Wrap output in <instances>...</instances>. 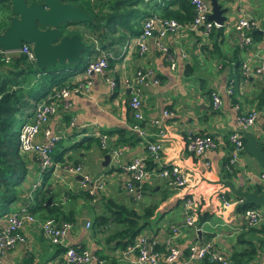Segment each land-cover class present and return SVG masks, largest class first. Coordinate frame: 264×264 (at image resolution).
I'll use <instances>...</instances> for the list:
<instances>
[{
    "label": "crops",
    "instance_id": "1",
    "mask_svg": "<svg viewBox=\"0 0 264 264\" xmlns=\"http://www.w3.org/2000/svg\"><path fill=\"white\" fill-rule=\"evenodd\" d=\"M217 1L227 8L223 13L225 19L222 29L211 36H202L187 29L176 35L167 34L162 38L167 54L157 51L153 40L148 39L147 51L139 55L133 42L135 36H130L132 34L125 29L99 40L96 30L90 28L93 33L89 34L86 30L89 27L75 25L80 38L82 31L84 40H81L84 44L93 45L91 53L83 55L85 61L109 54L108 67L102 74H86L81 68H76L74 72L66 70L68 72L63 85L88 82L89 87L85 93L69 92L65 99L56 102L44 132L36 136L39 142L49 136L58 137L52 151L59 154L60 159L52 161L50 172L44 180H40V183L44 181L41 189H48L51 196L44 203L39 202L38 194H35L37 201L34 196L29 198L28 195L33 194L30 186L38 176V159L33 154H24L28 158L26 166L29 176L24 184L18 186V198L9 208L11 212L20 205H29V211L37 221L54 218L48 215L56 213L58 217L70 218V221L54 218L68 222L70 228L62 242L54 245L41 235L36 224H25L22 228L24 241L6 250L0 264H67L63 253L68 247L95 255L101 264H138L133 256L120 259L117 252L122 248L110 250L118 240L113 234L126 225L125 219H122L124 212H115L114 219L108 220L105 225L92 226L94 217L107 216L111 210L117 211L116 207L120 206L140 217L138 226L142 228L137 235L144 233L155 240L158 252L163 254L167 242L176 247L180 252L178 264H184L183 258L191 243H210L214 251L230 262V257L235 254L243 264H264V207L260 211V222L251 229L246 228L244 211L237 209L239 203L230 206L221 203V195L230 201L237 199L226 193L227 190L219 182L229 179L246 190L254 189L256 184L261 186V181L255 183L250 180L251 176L257 177L261 170L256 175L247 169V165L260 167L244 151L239 153L230 178H225L223 165L232 148L227 135L235 128L237 112L262 107L259 105L264 95V76L250 75L243 80L241 64L246 63L252 68L264 62V45L261 40L264 33V0ZM206 2L209 4L208 0ZM143 5L140 3L138 6ZM241 16L256 21L257 27L254 30L259 35L258 39H252L243 48L237 46L235 29V23ZM140 68L151 72L146 85L139 92L142 126L146 129V134L141 137L128 129L132 123L127 106L130 91L120 83L132 77ZM111 79L116 83L113 92L109 89ZM227 89H231L230 94L226 92ZM211 91H217L221 99L220 106L215 110L210 107ZM163 111L171 115L163 117ZM154 118L162 120L164 134L159 138L149 123ZM30 120L31 116L22 118L23 122ZM262 122L257 119L249 132L261 134ZM189 133L213 137L220 144L205 156L194 157L185 151V136ZM99 134L109 137L104 149L97 140ZM146 140L160 142L161 166L174 164L185 173L187 183L182 190L166 187L156 174L157 168L151 166L134 193L124 190L122 183L125 177L121 167L143 153ZM114 149L119 151L116 160L111 158ZM105 154L109 155V161L103 164ZM67 162L79 163L85 173L91 177H100L103 188L89 195L78 175L64 171L63 166ZM182 196L194 197L196 200L193 208L195 227L182 223ZM152 206L151 214L142 217L144 210ZM3 226L5 217L0 220V228ZM172 226L176 228L175 233L171 232ZM249 243L254 246L255 253L246 258L244 252ZM86 264L99 263L90 261ZM189 264L208 262L201 260Z\"/></svg>",
    "mask_w": 264,
    "mask_h": 264
},
{
    "label": "built area",
    "instance_id": "2",
    "mask_svg": "<svg viewBox=\"0 0 264 264\" xmlns=\"http://www.w3.org/2000/svg\"><path fill=\"white\" fill-rule=\"evenodd\" d=\"M188 2L192 8V19L185 24L180 23L173 18L160 16L156 13H152L144 18L141 23L140 32L133 39L139 55H142L147 51L146 43L148 39L153 40L154 47L157 51L167 54V47L162 42V38L167 34L176 35L181 30L187 29L188 31L197 32L199 35L207 36L213 27H218V24L208 19L210 6L206 0H188ZM256 27L257 23L253 18L241 16L237 19L235 29L238 31L240 37L239 47L243 48L251 43L252 39L248 32L252 29H256ZM261 40L264 45V33H262ZM16 54L25 55L27 61L33 63V53L28 44H22L20 50L17 52H5L0 49V59L4 62H9V60ZM108 55L109 54H105L98 59L88 61L83 72L86 74L104 73L108 67ZM150 73L151 72L148 69L140 68L134 72L132 77L120 81V83L125 87H128L130 91L127 106L133 122L128 126V129L140 137L146 134V129L142 126L143 116L141 113L139 92L140 88L146 85V80ZM250 75L264 76V62L262 61L259 64H255L252 68L246 63H242V79L245 80ZM88 87V82H80L76 85L64 84L60 87H53L44 99L35 104L31 120L23 122L20 126L17 138L19 151L23 154H33L38 159V176L36 181L30 186L31 192H33L39 185L42 175L51 169L53 164L51 150L58 140L57 136H49L45 138V141L39 142L36 139V136L39 133L44 132L48 118L54 112L56 102L65 99L69 92L85 93L88 90ZM115 87L116 83L111 79L109 81V89L111 92H113ZM226 92L230 94L231 89H227ZM220 104L221 99L218 92L211 91V109H217ZM170 115V112L163 111L161 116L165 117ZM259 117L260 111L258 109L237 112L235 128H233L227 135V139L232 148L223 165L225 173L232 172L233 167L238 160L239 153L243 151L245 141L243 133L249 131ZM149 123L151 127L155 128V135L158 138L163 136L164 128L160 118L150 119ZM259 135L261 136L259 143L261 144L264 153V132L261 134L259 133ZM185 138V151L194 157H203L208 151L215 149L220 144L215 138L200 133H189ZM108 139L109 137L106 134H99L97 136V140L102 149L105 148ZM143 147V153L140 156L132 158L129 163L121 167V172L125 177L122 183L124 190L128 193H134L135 189L147 175V161L152 164L151 168H157L156 174L164 181L166 187L178 191L182 190L187 183V177L185 173L174 164L161 166L159 163L161 151L160 142L146 140ZM118 155L119 151L113 150L111 152L112 160H116ZM204 164L206 166L208 165L206 161ZM63 168L66 172L78 175L80 183L87 188L86 191L89 195L92 196L97 190L103 188V183L100 177H91L84 172L83 167L79 163L70 164L67 162L64 164ZM250 180L255 183L261 181L260 184L262 185L264 184V173H260L257 177L251 176ZM28 196L31 199L32 195ZM220 200L224 206H230L232 203H241V200L230 201L225 198V195H221ZM181 201L183 214L182 223L186 226L195 227L196 216L194 215L193 208L196 204V200L194 197L182 196ZM243 218L245 227L251 228L255 227L260 222L262 215L258 209L247 208L243 212ZM25 224H36L41 235L50 244L54 245L62 242L65 233L70 228L68 222L57 221L54 218H45L37 221L29 211V205H20L17 210L6 214L5 226L0 228V259L6 250L11 249L16 243L24 241L22 228ZM87 225L88 223L86 222V226ZM171 232L175 233L176 228L172 226ZM167 244L168 246L165 248L163 254H161L155 248L157 245L156 241L148 238L144 233H141L137 235L131 243L118 251L117 255L122 260L133 256L138 264H178L177 261L180 255L179 250L176 247L169 245L168 242ZM63 259L67 264H86L90 261L99 264L102 263L95 255L74 247H68L65 249ZM201 260H205L210 264H231L228 259L214 251L210 243H191L187 247L183 263L189 264Z\"/></svg>",
    "mask_w": 264,
    "mask_h": 264
},
{
    "label": "trees",
    "instance_id": "3",
    "mask_svg": "<svg viewBox=\"0 0 264 264\" xmlns=\"http://www.w3.org/2000/svg\"><path fill=\"white\" fill-rule=\"evenodd\" d=\"M74 5H80V0H64ZM146 1V2H144ZM85 10L92 18L91 23H83L84 26L96 30L99 40H104L107 35L112 36L117 30H128L130 36H136L140 32L139 23H142L145 17L152 13H156L166 18H173L180 23H187L192 19V8L188 0H87ZM140 3H144L142 7H138ZM0 4L7 6L6 0H0ZM222 29L221 26L213 27L208 36ZM251 39H258V33L252 29L249 32ZM239 47V33L237 31ZM96 37V36H95ZM97 38V37H96ZM93 49V45H85L81 51L79 62L76 64H55L47 66L43 69H37L32 62H28L25 55L16 54L9 62L0 59V220L9 213L10 206L17 200V188L24 184L29 176L27 168V160L18 148V131L23 121L22 118L31 116L35 104L45 97L51 87H60L66 78V70L73 71L84 70L87 60L85 55H89ZM241 48V47H239ZM84 55V56H83ZM242 78V77H241ZM262 106L258 108L260 117L264 121V95L260 98ZM129 110V109H128ZM133 122V119H132ZM59 154H55L51 150L52 161L60 159ZM147 167L152 164L147 161ZM50 172L48 170L43 174L44 177ZM233 172L225 174V178H230ZM264 173V170H261ZM41 181L38 189L33 191L32 198L44 203L51 196L48 189H41L44 181ZM29 188V187H28ZM257 190H261V186H254ZM226 193L229 194L228 191ZM36 194V195H35ZM235 199H237L235 197ZM260 205L239 203L237 209L244 211L247 208L259 209ZM118 210H111L110 214L96 216L92 220L93 227L105 225L108 220L114 219L115 212H124L123 218L126 225L123 229L114 233L113 236L118 237L115 241L116 247L124 248L132 242L133 238L139 233L142 227L138 226V218L136 214L127 211L125 208L116 207ZM153 206L148 210L145 209L142 217L151 214ZM49 217L70 221V218L58 217L56 213H50ZM251 229V228H249ZM249 247L245 250V257L250 258L254 255V246L249 243ZM155 248L158 250L157 245ZM102 256V255H101ZM223 256V255H222ZM226 258L225 256H223ZM227 259V258H226ZM231 264H243L242 261L232 254L230 257ZM210 264V263H208Z\"/></svg>",
    "mask_w": 264,
    "mask_h": 264
},
{
    "label": "water",
    "instance_id": "4",
    "mask_svg": "<svg viewBox=\"0 0 264 264\" xmlns=\"http://www.w3.org/2000/svg\"><path fill=\"white\" fill-rule=\"evenodd\" d=\"M8 14L5 17L7 25L0 31V49L5 52H17L22 44H28L33 53V64L37 69H43L55 64H76L85 44L76 32L69 33V27L83 23H91L93 18L82 8L64 0H6ZM210 13L208 19L218 26L224 22L222 7L217 0H208ZM264 132V121L261 123ZM259 134V133H258ZM243 151L249 155L258 167L264 170V153L256 135L246 131L243 133ZM109 161V155H104V162ZM241 204L264 205V184L261 190L243 189L229 179L219 181ZM48 202V201H47Z\"/></svg>",
    "mask_w": 264,
    "mask_h": 264
},
{
    "label": "rangeland",
    "instance_id": "5",
    "mask_svg": "<svg viewBox=\"0 0 264 264\" xmlns=\"http://www.w3.org/2000/svg\"><path fill=\"white\" fill-rule=\"evenodd\" d=\"M81 2L80 3H76V4H78V5H80L82 8H84V9H86L87 8V6H86V3L85 2H87V0H80ZM139 7V6H138ZM7 13H8V8L6 7V5H3V4H0V31L2 30V29H4V27L7 25V21L5 20V17H7ZM72 26H75V25H72ZM73 30H75L76 32H78L77 31V28H75V29H73ZM87 30V33H93V31L90 29V28H88V29H86ZM70 31V30H69ZM91 33V34H92ZM81 39L82 40H84V37H83V35H82V31H81ZM251 129V128H250ZM249 129V130H250ZM255 135H256V137H257V139L258 140H260L261 139V136L258 134V133H255ZM115 150V149H114ZM243 152V151H242ZM247 169L248 170H250V171H252V172H254V173H257L259 170H262L261 168L259 169V168H254L253 166H250L249 164L247 165ZM256 175H258V173L256 174ZM231 195V194H230ZM264 207V205H262V206H260L259 207V209H258V211L260 212V211H262V208ZM261 213V212H260ZM251 228H253V227H251Z\"/></svg>",
    "mask_w": 264,
    "mask_h": 264
},
{
    "label": "flooded vegetation",
    "instance_id": "6",
    "mask_svg": "<svg viewBox=\"0 0 264 264\" xmlns=\"http://www.w3.org/2000/svg\"><path fill=\"white\" fill-rule=\"evenodd\" d=\"M31 1H35V2H38V1H40V0H26V3H29V2H31ZM66 2H68V1H66ZM7 8H8V4H7V6H6ZM8 14V13H7ZM75 28H77L76 26H70L68 29L70 30V32L69 33H71V32H76L75 30H73V29H75Z\"/></svg>",
    "mask_w": 264,
    "mask_h": 264
}]
</instances>
